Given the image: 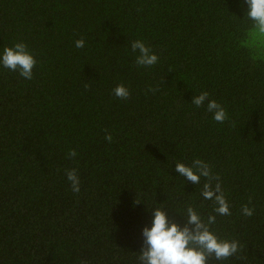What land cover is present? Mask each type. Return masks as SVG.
Wrapping results in <instances>:
<instances>
[{
  "label": "trees",
  "instance_id": "16d2710c",
  "mask_svg": "<svg viewBox=\"0 0 264 264\" xmlns=\"http://www.w3.org/2000/svg\"><path fill=\"white\" fill-rule=\"evenodd\" d=\"M246 12L244 0H0V53L23 42L37 62L31 80L0 65V264H140L155 207L181 227L188 207L214 216L210 230L238 241L208 264H264V57L245 43ZM135 40L156 64L136 65ZM203 91L223 123L191 103ZM196 160L210 177L193 184L175 164Z\"/></svg>",
  "mask_w": 264,
  "mask_h": 264
},
{
  "label": "clouds",
  "instance_id": "9594fccd",
  "mask_svg": "<svg viewBox=\"0 0 264 264\" xmlns=\"http://www.w3.org/2000/svg\"><path fill=\"white\" fill-rule=\"evenodd\" d=\"M247 5V17L254 22V27L264 34V0H244ZM85 41L83 38L75 41L76 48H83ZM133 52H138L135 63L137 66L151 67L156 64L159 57L152 49L141 40L131 43ZM36 59L23 42H17L12 47H4L0 53V65L11 71H16L27 80L33 77V68ZM88 86L85 85V88ZM156 91L157 89H149ZM115 97L122 100L128 99L130 92L123 84H117L112 90ZM207 111L213 114L216 122L223 123L227 119L225 109L216 100L209 99V93L201 92L192 97L191 103L196 107L205 105ZM105 140L112 142L111 134L105 135ZM77 155L75 150H69L68 158ZM175 171L193 184L200 182V177H210L209 166L196 160L192 166L177 162ZM65 175L70 182L71 190L74 193L80 191V181L75 168L66 169ZM202 195L205 199L215 201L217 207L215 211L219 215H231L229 205L220 190L219 184L213 190L210 184H205ZM139 203V202H136ZM241 212L246 217L254 214V209L248 204L241 206ZM215 222V217L210 216L205 222L194 211L188 207L186 211V223L183 227L168 218L166 213L155 207L151 213V226L142 229V246L138 259L140 264H208L210 257L216 260H224L235 256L241 246L236 240H226L217 237L211 230L210 225Z\"/></svg>",
  "mask_w": 264,
  "mask_h": 264
},
{
  "label": "rangeland",
  "instance_id": "374dc122",
  "mask_svg": "<svg viewBox=\"0 0 264 264\" xmlns=\"http://www.w3.org/2000/svg\"><path fill=\"white\" fill-rule=\"evenodd\" d=\"M245 43L252 50H255L256 52L260 53V56L264 57V34L260 33L256 28L248 32V36Z\"/></svg>",
  "mask_w": 264,
  "mask_h": 264
}]
</instances>
